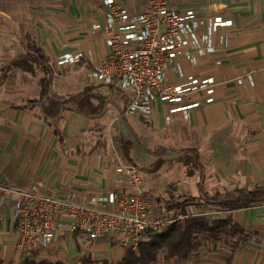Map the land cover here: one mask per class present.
Segmentation results:
<instances>
[{"label": "crops", "instance_id": "obj_1", "mask_svg": "<svg viewBox=\"0 0 264 264\" xmlns=\"http://www.w3.org/2000/svg\"><path fill=\"white\" fill-rule=\"evenodd\" d=\"M117 1L133 12L145 2ZM171 1L180 11L219 14L231 24L217 28L213 51L197 62L173 58L167 80H180L177 62L187 75L233 79L200 107L172 112L170 102L157 98L148 118H131L124 114L129 91L88 80L106 57L103 0H0V75L16 56L39 58L32 70L12 67L0 83V264H20L30 254L17 249L11 232L21 191L77 193L82 202L107 204L105 196L125 186L119 159L141 168L155 213L171 222L209 219L186 257L161 249L148 264H264V200L225 209L203 197V190L226 194L264 184V0ZM66 53L81 58L60 63ZM49 75V92L66 101L55 117L43 111L42 79ZM78 96L84 111L69 101ZM63 223L38 257L63 264H82L84 255L123 258L115 234L84 245Z\"/></svg>", "mask_w": 264, "mask_h": 264}, {"label": "built area", "instance_id": "obj_2", "mask_svg": "<svg viewBox=\"0 0 264 264\" xmlns=\"http://www.w3.org/2000/svg\"><path fill=\"white\" fill-rule=\"evenodd\" d=\"M103 4L106 57L93 66L88 80L117 84L129 91V103L124 110L127 117L148 118L157 98L170 102L172 112L200 107L215 100L220 84L233 79L187 75L177 62L173 69L180 80H167L173 58L185 54L197 62L213 51L212 35L217 28L231 24V20L219 14L199 15L193 9L180 11L171 0H145L136 12L117 0H103ZM80 58V53H66L59 61ZM116 170L124 175L125 186L109 192L105 196L107 204L82 202L77 193L60 197L37 190L21 191L20 200L14 204L11 231L17 249L31 253L51 245L64 221L84 245L115 234L122 247L137 249L149 230L172 221L165 214L154 212L144 174L137 164L119 159Z\"/></svg>", "mask_w": 264, "mask_h": 264}, {"label": "trees", "instance_id": "obj_3", "mask_svg": "<svg viewBox=\"0 0 264 264\" xmlns=\"http://www.w3.org/2000/svg\"><path fill=\"white\" fill-rule=\"evenodd\" d=\"M38 60L39 58L32 54L16 56L1 68L0 83L4 80L6 72L12 67L32 70V62ZM42 85L44 88L43 99L47 102V105L43 106V111L47 117H55L59 114L61 105L66 101L55 99L49 92L51 89L50 75L48 78L42 79ZM80 97L83 96L71 97L69 101L77 105L79 110L84 111ZM56 131L59 133L58 130ZM203 197L225 209L248 207L264 200V184L251 188H235L226 194H209L203 190ZM208 224L209 219L195 215L165 224L156 230H149L137 249L125 248V254L120 261L111 263L105 260L102 264H148L156 259L161 249H166L168 257H186L196 246L195 232L204 230ZM94 262L95 260L90 255H84L82 258V264H94ZM20 264H63V262L38 257L37 252L34 251L25 255Z\"/></svg>", "mask_w": 264, "mask_h": 264}, {"label": "rangeland", "instance_id": "obj_4", "mask_svg": "<svg viewBox=\"0 0 264 264\" xmlns=\"http://www.w3.org/2000/svg\"><path fill=\"white\" fill-rule=\"evenodd\" d=\"M197 209L196 208H194V211H196ZM75 263V262H74ZM103 262L102 261H100V260H95V262H94V264H102Z\"/></svg>", "mask_w": 264, "mask_h": 264}]
</instances>
